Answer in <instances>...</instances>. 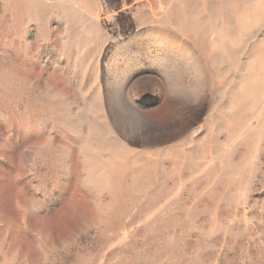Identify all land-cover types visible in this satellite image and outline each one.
<instances>
[{
  "label": "rangeland",
  "instance_id": "374dc122",
  "mask_svg": "<svg viewBox=\"0 0 264 264\" xmlns=\"http://www.w3.org/2000/svg\"><path fill=\"white\" fill-rule=\"evenodd\" d=\"M0 264H264V0H0Z\"/></svg>",
  "mask_w": 264,
  "mask_h": 264
},
{
  "label": "bare ground",
  "instance_id": "6f19581e",
  "mask_svg": "<svg viewBox=\"0 0 264 264\" xmlns=\"http://www.w3.org/2000/svg\"><path fill=\"white\" fill-rule=\"evenodd\" d=\"M168 126L172 127L175 126V124L177 123V120L174 118V116L168 120H166L165 122Z\"/></svg>",
  "mask_w": 264,
  "mask_h": 264
}]
</instances>
